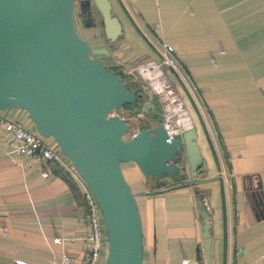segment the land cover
Segmentation results:
<instances>
[{"label":"crops","instance_id":"1","mask_svg":"<svg viewBox=\"0 0 264 264\" xmlns=\"http://www.w3.org/2000/svg\"><path fill=\"white\" fill-rule=\"evenodd\" d=\"M109 1L122 35L110 43L102 26L96 34L83 22L85 39L125 72L139 61L173 59L176 70L166 69L210 179L197 186L213 226L206 262L195 187L146 177L130 165L145 217L143 264H264V0ZM5 117L31 125L23 109ZM56 144L50 146L60 161L9 153L0 125V264H58L64 253L84 264L90 243L83 189ZM165 187L174 188L141 194ZM106 247L104 232L98 264Z\"/></svg>","mask_w":264,"mask_h":264},{"label":"water","instance_id":"2","mask_svg":"<svg viewBox=\"0 0 264 264\" xmlns=\"http://www.w3.org/2000/svg\"><path fill=\"white\" fill-rule=\"evenodd\" d=\"M96 14L110 43L122 35L109 0H0V111L25 110L38 135L53 138L86 182L102 214L107 237L104 264H143V226L136 196L121 163L132 161L146 177L193 180L201 219L202 249L210 260L213 226L207 198L198 185L210 180L191 126L168 139L162 123L132 134L115 110L139 96L105 63L106 49H92L74 24ZM86 24V25H87ZM140 113H155L150 99ZM162 185V184H160ZM174 187L141 194L167 191Z\"/></svg>","mask_w":264,"mask_h":264},{"label":"built area","instance_id":"3","mask_svg":"<svg viewBox=\"0 0 264 264\" xmlns=\"http://www.w3.org/2000/svg\"><path fill=\"white\" fill-rule=\"evenodd\" d=\"M164 46L167 52L172 51V47L170 45L165 44ZM166 67H170L176 70L174 61L171 57L164 56L163 60L161 61H156L154 59L144 60V62H140L135 65V70L141 76V78L148 84L153 95L157 96L162 102H165L166 104L173 100L174 104L182 106L184 112L190 118V115L188 114V111L184 106L182 98L173 89L171 74L166 69ZM143 68H152L153 70L159 72V88H155L151 81L146 79L142 75L141 70ZM114 113L116 112L114 111ZM144 114L145 113L136 112L134 118H142ZM119 115L123 119H125L121 114ZM175 117L176 116L173 115L170 110L166 108L165 105V118L161 121L168 133L169 140L172 137L181 136V134L185 130L189 129L184 127H174L173 120H175ZM2 124L4 125L5 130L8 132L11 141V150L9 151V153H13L22 157H29L32 159H46L57 161L61 160L56 150L52 146L47 144L45 138L41 137L36 132H32L24 128L20 123L16 121L7 120L6 117L0 113V125ZM80 183L83 189V196L85 199L86 211L88 216L87 223L89 231L86 236V241L90 243V250L88 252V255L86 256L84 264H98L99 244L101 243L103 238V233L98 221V212L100 210L86 182L81 178ZM58 264H76V262L73 258L68 256V254L64 253L61 256V259Z\"/></svg>","mask_w":264,"mask_h":264},{"label":"rangeland","instance_id":"4","mask_svg":"<svg viewBox=\"0 0 264 264\" xmlns=\"http://www.w3.org/2000/svg\"><path fill=\"white\" fill-rule=\"evenodd\" d=\"M95 21H96V24L94 26H91L90 25L91 26L90 29H91V31L93 33H96V34L97 33H101L100 17H99L98 14H96V20ZM89 23H91V22H89ZM74 24L76 26V29H77L78 33L85 39V35L82 32L83 28H85V27H84V24H83V21H82L80 8H79V5L77 3H76V6H75V11H74ZM91 31H90V33H91ZM93 38L95 39V36H93ZM104 61H105L106 65L109 66L110 63H109V58L107 56H104ZM140 62H144V60L143 61H139L136 64H138ZM136 64L134 63V65L132 66L131 70H129L130 77L132 78V80L135 79V81H137L138 83H140V85L142 87H144V90L148 93L149 97L155 96V95H153L152 91L150 90L148 84L141 78V76L135 70V65ZM155 97L157 98V101L159 103V110L157 112L158 113L157 114V117H153L148 112L147 114L145 113L142 116V118L135 119L134 118L135 112L132 111L131 109H128V108H119V109L115 110V112L118 113V114H121L126 119V121L128 122V124H129V133L124 136V139H128L133 133L137 132L139 130V126L144 121H146V122L148 121L151 125H154V124L158 123L159 120H163L165 118V105H166V103L165 102H162L157 96H155ZM179 107H180V105L176 104L175 110L178 111V108ZM179 109H181V107ZM23 111H25V110H23ZM0 113L1 114H4L3 111H0ZM172 120H173V118H172ZM173 121H175V120H173ZM29 122L31 123V125H27L26 123L23 122L22 123V126L24 128H26V129L32 131V132H36L34 122L32 121V119L30 117H29ZM45 139H47V141L49 139L50 142H47L48 145H50V143L56 144V142L54 141L53 138H45ZM61 154L63 155L64 158H66L70 162V160L66 156H64V154L62 153V151H61ZM132 163H134V162H132V161L123 162V163H121V167H122V171H123V174H124L127 182L131 186V189H135L134 188V184H136L135 182L137 181V179H136V175H134V173L131 172L132 170L130 169V165H133ZM137 200H138L137 204H138V207H139L140 197H137ZM141 214H142V219H143V230L145 231V217H144L143 212ZM98 221H99V225L101 227L102 233L105 232V234H106V230H105V226H104V221H103L102 214H101L100 211L98 212ZM106 245H107V237H106ZM106 252H107V247H106ZM104 261H105V259H104Z\"/></svg>","mask_w":264,"mask_h":264},{"label":"trees","instance_id":"5","mask_svg":"<svg viewBox=\"0 0 264 264\" xmlns=\"http://www.w3.org/2000/svg\"><path fill=\"white\" fill-rule=\"evenodd\" d=\"M114 73H116L119 78L124 81L126 83V86L130 89V90H133V91H136V93L139 95L136 99V103L135 105H130V104H126L124 105L122 108H128V109H131L132 111H134L135 113L136 112H139L140 108H141V105L143 103V101H145L146 99H150L152 101V103L155 104L156 106V112L155 113H150L153 117H157V112L159 110V103L157 101V98L155 96L153 97H149V95L146 93V91L144 90V87H142L140 85V83H138L137 81L132 80V78L130 77L129 75V72H125L123 68L121 67H109ZM161 121V120H159ZM152 125L147 121H144L140 126H139V130H142V129H145V128H149L151 127ZM176 180H180L182 181V179H176ZM185 183V181L183 180L182 183L180 184H183ZM83 203L84 205L86 206V203H85V199H84V196H83ZM106 256V254H105Z\"/></svg>","mask_w":264,"mask_h":264},{"label":"bare ground","instance_id":"6","mask_svg":"<svg viewBox=\"0 0 264 264\" xmlns=\"http://www.w3.org/2000/svg\"><path fill=\"white\" fill-rule=\"evenodd\" d=\"M142 75L151 81L153 86L155 88H159L160 82H159V72L156 70H153L152 68H143L141 70ZM176 104H174L173 100L168 102L166 104V108L170 110V112L175 115V121H173L174 127H184V128H190L192 126L191 120L188 117V115L184 112L182 106L181 109L178 108V111L175 110Z\"/></svg>","mask_w":264,"mask_h":264},{"label":"flooded vegetation","instance_id":"7","mask_svg":"<svg viewBox=\"0 0 264 264\" xmlns=\"http://www.w3.org/2000/svg\"><path fill=\"white\" fill-rule=\"evenodd\" d=\"M108 67H110V66H108Z\"/></svg>","mask_w":264,"mask_h":264}]
</instances>
